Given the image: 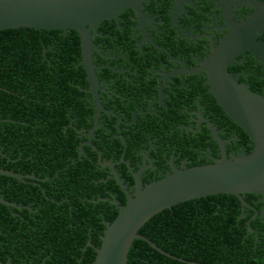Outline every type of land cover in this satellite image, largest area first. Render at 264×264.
Wrapping results in <instances>:
<instances>
[{
    "label": "flooded vegetation",
    "instance_id": "af4514ba",
    "mask_svg": "<svg viewBox=\"0 0 264 264\" xmlns=\"http://www.w3.org/2000/svg\"><path fill=\"white\" fill-rule=\"evenodd\" d=\"M92 41L94 84L84 67L81 46L69 80L70 99L62 106L77 132L79 154L73 161H91L104 171L101 180L107 194L95 199L97 213L103 208L100 201L118 209L112 200L121 205L127 200L110 166L102 162L113 163L133 194L139 180L145 186L175 168L213 163L223 152L249 154L257 146L222 108L214 89L220 90L228 78L264 99V0H148L140 15L128 7L118 19L102 21L93 30ZM27 174L36 178L27 177L26 182L33 180L50 199L43 183L54 187L55 175H23ZM241 194L245 202L233 193L214 194L215 214L217 221L231 218L237 234L241 228L247 230L241 245L240 239L232 238L227 246L232 251L239 245V252L253 260L263 251L264 193ZM224 203L227 211L221 210ZM16 204L21 207H10L35 211ZM192 222L193 228L201 227ZM215 226L220 245V221ZM65 231L52 224L40 232V239L23 232L2 240L0 264L72 260L78 230H73L70 243ZM87 245L95 251L99 247L89 240L84 251Z\"/></svg>",
    "mask_w": 264,
    "mask_h": 264
},
{
    "label": "trees",
    "instance_id": "16d2710c",
    "mask_svg": "<svg viewBox=\"0 0 264 264\" xmlns=\"http://www.w3.org/2000/svg\"><path fill=\"white\" fill-rule=\"evenodd\" d=\"M80 49V35L75 29L0 30V119L8 120L0 121V167L23 174L55 175L54 187L50 182L43 183L50 197L47 199L33 180L22 182L0 174V197L35 209L0 203V241L19 237L23 232L27 237L40 239L42 230L59 224L66 230L64 237L70 243L73 239L69 237L75 236L73 230H78L75 255H70L74 258L53 264H93L95 249L87 245L84 251L82 247L89 240L100 246L105 221H113L118 214L111 202L104 201H100L103 203L101 212H107H96L95 199L100 193L107 194L101 180L104 171L91 161L72 159L79 154L77 132L69 126L70 117L64 112L67 108L62 105L70 99L69 80L81 55ZM73 50L78 51L76 56ZM214 197L180 202L172 210L155 214L140 229L141 234L160 248L183 260L164 255L148 242L135 239L128 253V264H192L191 261L193 264L221 261L236 264L237 260L242 261L241 264H250L249 261L264 264V244H261L263 251L252 257L253 260L239 252L247 230L241 228V235L237 234L238 229L230 225L231 218L219 220L222 226L221 244H218L215 225L219 221ZM64 199L67 200L59 203ZM222 206V211L228 210L225 203ZM236 217H232V222ZM193 220L201 227L193 228ZM72 221L73 224H68ZM232 238L240 239V244L231 251L227 245ZM3 241L1 246L5 244Z\"/></svg>",
    "mask_w": 264,
    "mask_h": 264
},
{
    "label": "water",
    "instance_id": "95a60500",
    "mask_svg": "<svg viewBox=\"0 0 264 264\" xmlns=\"http://www.w3.org/2000/svg\"><path fill=\"white\" fill-rule=\"evenodd\" d=\"M145 1L148 0H0V30L21 27L75 29L80 35L84 67L94 84L93 30L105 19H118L128 7H133L140 15ZM219 86L220 90L214 89L219 104L256 141L255 149L249 154L241 152L231 156L223 152L213 163L175 168L145 186L139 180L133 194L127 191L113 163L102 162L110 166L114 178L125 189L127 200L123 205L112 200L118 205V214L106 223L93 264H128V253L135 239L148 242L164 255L183 260L140 233L142 226L155 214L180 202L217 193H233L242 200L241 193H264V99L228 78ZM0 174L23 182L27 177L36 178L34 174L23 175L2 167ZM0 203L21 207L3 197Z\"/></svg>",
    "mask_w": 264,
    "mask_h": 264
}]
</instances>
